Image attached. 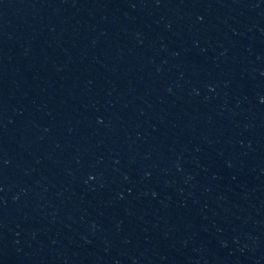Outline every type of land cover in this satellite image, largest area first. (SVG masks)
I'll use <instances>...</instances> for the list:
<instances>
[{
  "label": "water",
  "instance_id": "95a60500",
  "mask_svg": "<svg viewBox=\"0 0 264 264\" xmlns=\"http://www.w3.org/2000/svg\"><path fill=\"white\" fill-rule=\"evenodd\" d=\"M0 264H264V0H0Z\"/></svg>",
  "mask_w": 264,
  "mask_h": 264
}]
</instances>
